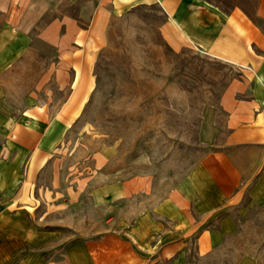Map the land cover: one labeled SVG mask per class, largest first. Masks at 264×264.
Wrapping results in <instances>:
<instances>
[{
	"label": "crops",
	"instance_id": "obj_1",
	"mask_svg": "<svg viewBox=\"0 0 264 264\" xmlns=\"http://www.w3.org/2000/svg\"><path fill=\"white\" fill-rule=\"evenodd\" d=\"M139 4L163 9L161 31L171 47L192 44L240 72L204 111L203 153L183 179L156 200L148 176L92 177L78 191L106 211V227L74 239L33 217V190L95 89L110 18ZM255 15L259 23L240 7L228 12L204 0H101L87 24L56 20L35 37L9 15L0 29V82L29 52L53 67L19 105L0 83V264H195L240 236L250 210L264 211V0ZM50 77L60 102L43 89ZM235 264L264 260L245 252Z\"/></svg>",
	"mask_w": 264,
	"mask_h": 264
},
{
	"label": "rangeland",
	"instance_id": "obj_2",
	"mask_svg": "<svg viewBox=\"0 0 264 264\" xmlns=\"http://www.w3.org/2000/svg\"><path fill=\"white\" fill-rule=\"evenodd\" d=\"M100 1L0 0V29L9 15L22 19L34 37L56 20L74 18L85 25ZM204 1L228 12L240 7L260 22L259 0ZM165 21L157 4H139L110 18L95 61V89L33 190L30 210L41 226L74 239L97 235L106 227L107 213L78 191L84 182L148 176L158 200L199 161L204 111L218 105L240 67L192 44L171 47L161 31ZM51 66L45 56L29 52L0 82L11 103L22 104ZM45 88L55 91V101L63 99L53 77ZM248 216L240 236L193 263L235 264L245 252L264 260V211L251 209Z\"/></svg>",
	"mask_w": 264,
	"mask_h": 264
}]
</instances>
